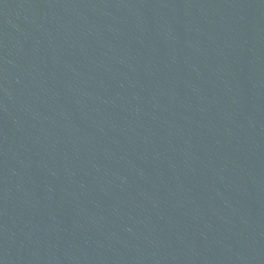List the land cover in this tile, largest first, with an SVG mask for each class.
Wrapping results in <instances>:
<instances>
[{
  "label": "water",
  "instance_id": "water-1",
  "mask_svg": "<svg viewBox=\"0 0 264 264\" xmlns=\"http://www.w3.org/2000/svg\"><path fill=\"white\" fill-rule=\"evenodd\" d=\"M0 264H264V0H0Z\"/></svg>",
  "mask_w": 264,
  "mask_h": 264
}]
</instances>
